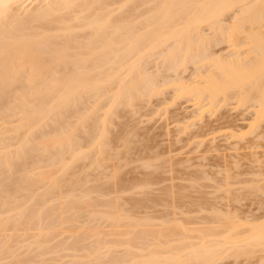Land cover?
<instances>
[{"label": "bare ground", "instance_id": "1", "mask_svg": "<svg viewBox=\"0 0 264 264\" xmlns=\"http://www.w3.org/2000/svg\"><path fill=\"white\" fill-rule=\"evenodd\" d=\"M153 57H156L155 59L160 58L156 61V64L154 61L152 62V64L154 63V66H157L155 70L151 68V64L150 66L147 65V61H149L147 59L152 58L151 60H153ZM147 66H149V68ZM189 68L191 73L187 71ZM186 73H190V75L188 74L189 76H187ZM167 86H172L174 88L175 94L174 98H172L175 101H177L176 99H183L188 102L187 104L189 107H192L191 114L188 117H185V119L179 118V120L175 119V121L179 123L177 126L179 127V133H185L190 130L189 128L191 126L198 125L200 133L204 132L206 135H208L206 132L211 131L212 133L209 135L217 133L216 136H212L215 140L218 139V136H222V134L223 136L225 134L226 136L224 137L227 139H231V137H240L241 131L236 130V126H234V129H228L227 132L222 133L220 129H218L219 126L214 125L217 123L220 124V121L222 122V120H225V117L227 118L226 113L218 114L219 110H221L219 107L229 104L230 100L234 97L237 105H244L245 103L253 102L252 106L254 105L256 108L255 121L262 120L264 117V0H0V237H5L9 230H11V233H14L12 230H16L17 234L20 232L21 229L18 228L20 222L19 220L18 223L16 222L18 218L21 222L24 219L22 225L27 222L29 225V222L33 220L34 213L37 215V212L39 211H35L34 209L27 211V208H32L31 204L34 203L33 207L35 206V200L37 202L39 199V203L40 200H47L48 202L50 200H48L49 197H54H51L53 193H61L64 188H66L69 193L71 191L70 195H73V190L80 185L78 188L81 189V192H78L77 195L74 193V197H69V195H67V197L66 194H63L64 196L62 195L63 198H65V196L68 198L65 201H69L67 206L66 202H62L65 203V207L61 208L68 209L74 207L72 212H74V214L77 213L71 215L70 213L72 212H70L69 209L67 212L70 213H67L66 210L63 211V209H61V211H63V213L66 212L68 217H76L78 216L77 214L82 216L83 210L81 209L86 208L92 211V208L97 207L95 208V211L100 213L98 215L96 214L98 212H94V215L98 216L100 219L102 218L101 220L104 218V222L110 220L109 224L112 222V225L110 226L108 223H105V225L110 227L107 231L102 229L103 227L100 228L104 230V233H102L103 231L100 229L95 231L98 224L100 226L101 223H104H99L97 218L96 220L98 224L96 225L95 220L94 226L96 227L92 229L91 233V224L89 226L90 228L87 229L85 228L86 226L83 227V222L80 224V221H78L81 216L77 217L78 219L74 217V221L77 219L79 222L77 224L75 223L77 221L74 222L72 220L73 217L67 219L68 217L65 216L68 220H66L68 225L72 223H69V221L72 220L73 226L75 223L77 228L82 225L84 229H87H83L82 233L89 232V234L85 233L86 237L85 234L78 236L79 233L76 236L75 234L77 233H74L77 230L76 226L73 227L74 229H71V224V226L67 227L71 230L66 229V225H64L65 219L63 224L59 227L58 223L61 221L60 216L57 219L59 214V208L57 210V207L59 206L57 205L59 203L58 201L56 204L57 207L54 210V213L56 214L57 210L58 214H56L57 216L52 214V221L55 217L56 221L59 220L57 223L58 225L55 227H59L63 230L62 226L64 225V231L67 232V230H69L68 233H73L72 237L74 238L75 235V241L79 240L78 237H84V239H80V242L77 241L81 247L83 246V241L87 240L89 235L92 240L88 239L93 242L88 244V242L85 241L87 242L86 244H88L86 246H93L95 244L94 247H96L95 249L91 247V249H94L91 250L92 252H88L87 254L84 253V258H89V260L87 259L88 262H81L85 259L81 254L82 252L78 254L82 256L83 260L81 259L80 261L79 259L81 257L77 255V248L80 246L77 245V247H72V245H75L71 243L70 246L69 242H73V238H67L70 241L66 242V246L69 245L74 248L75 251L76 258H72L74 259V262L77 259V256L79 257L77 259L78 261L76 260L77 262H75L77 264H90V259L92 262L97 260L99 262L96 261V263L100 264H102L101 262H103V264H212L213 262L216 263V260H220V258L223 259L229 251L232 253H228L227 257L230 255L233 257L236 255L235 257H237L239 254L250 253L252 251L255 253L254 250H257V247L264 250V216H261L262 220L259 218L261 221L258 219L260 222L255 221L249 223V220H247L248 223L245 222L244 224L248 227L243 231L244 234L242 233L243 235H240L238 229L241 228V225L242 228L245 226L241 220L242 218L240 219V221H242L241 224L238 221L239 219L237 220V218H239L237 217L238 215L234 216L227 212L231 215L229 216L228 214L226 215L225 211L223 213L222 210L221 211L224 215H219L221 211L220 208H218V210H216L217 213L219 211L217 216H215L216 211L213 210L214 216L211 217V220L214 222L211 223L214 224L216 223L215 221H217L216 225H218L217 227L219 229L221 228V225L226 227V229L223 228L224 231L221 230L220 232H217L215 230L217 228H213L214 225L212 228L204 230L196 229V231H194L196 234L193 236L200 239V241L195 242V240L193 241L192 239L191 241L194 243H190V238H193L192 234L194 233L192 230H195V228H188V230L193 232L190 234L191 237H188L191 232L187 230V233L185 226L180 227V225L183 226L181 222H179V227L185 233L182 230L175 231L171 229V227H169L171 225L170 223L168 226L163 225V229H159L161 227H158L157 229L156 224L160 223H156L155 221H158L159 219L161 220L163 216L159 219L156 216L157 220L154 221L150 218V215L153 212L148 215L147 213H144L145 216H149V219H139L141 214L139 217H136L138 215L131 216V213H133L131 209L133 207V209H138L139 211V208H141L143 204V208L145 207L146 197L144 200L137 197H128L129 199L127 198L125 203L128 205L130 203L131 206L126 205L127 210L124 208L125 204H122L124 201L119 202L120 199H123L122 196L126 195L124 192L131 189L129 194L132 195L134 191L138 192L140 191L139 189L144 186H147L150 183L152 184L151 180L153 181L154 178L152 177L153 179L149 180V177H142L141 179L139 178L138 183L135 184L134 182L133 184L131 183V181L135 180V177L133 179L130 177L131 181L126 177V179L122 178L121 170L123 166L126 165L125 167H128V165L132 164L133 159L131 160L130 158H133V155L135 157L136 154H133L132 150L140 145H136V141H133V135H135L136 132L135 129L134 132L128 133L129 137L134 133L130 137L133 139L132 141L135 142L134 146L136 145V147H133L132 141L127 136V133H118V131L115 133V130L118 129L115 125L113 126L115 127V130L112 129V120L114 119L117 121L119 119L118 116V119L115 116L119 109H122V106L125 107L123 110H126L127 106L128 110L131 111L129 108L130 106H133V103L135 104L134 100L137 101L139 99L135 105V107H138L144 100L142 98L145 97L146 100L147 98L152 99V97L160 95L166 91V89H168ZM102 99H106V102L103 104L101 101L104 102V100ZM140 99L142 100L140 101ZM87 100H90L91 104H88ZM147 102L148 101H146V103ZM163 103L165 104L166 101ZM121 113L122 116L125 114L124 111H121ZM121 113H119V116H121ZM206 113L210 114L208 117L204 118V114ZM73 116L76 117V120L71 119ZM69 118L71 120H69ZM176 118L178 117L176 116ZM117 122H115V124ZM127 128L128 127H125L127 132L131 131V129L128 131L129 128ZM214 129L219 131L216 132ZM122 130L123 129L119 131ZM219 132L221 133L219 134ZM200 135L201 134L198 132L195 136L198 137ZM202 135L204 136V134ZM256 138L259 139L260 136L257 135ZM200 141L197 143L195 142L196 145L198 143L202 144L203 141ZM233 143L232 146L235 145H233ZM147 147H145V149ZM214 148L215 150L217 149V147ZM135 151L138 152L137 150ZM146 152L147 153L143 154H148L149 151L147 150ZM139 154L138 156H140ZM140 158L141 157H139V159ZM88 159H90V161L87 164L86 162ZM79 160H85V163L87 164H84V172L86 170L89 173L90 167H87L94 166L91 170L94 172V175L90 172V176L95 177L96 169L97 171L99 170L97 174L99 173L101 175L102 173H105L102 174V176L106 175L108 180L102 182L103 179H101L102 181L100 180V182L99 178L102 177L100 176L97 177L96 181L100 183L94 185L92 184L84 187L86 184L78 183V171L82 169H79V164L81 163L82 165V161L79 164L77 163L79 166L78 168L75 166L78 171L72 168H74L73 164ZM121 160H124L125 163L129 162V164H124ZM145 161L147 160L143 159V162ZM143 162L140 163L139 167H143L144 164L149 161L145 163ZM141 164H143V166ZM147 165H150L149 167L153 169L152 164L148 163ZM148 166H144L143 168L145 169L146 167L145 170H147L149 168ZM139 167L137 166V168ZM71 169L78 173L76 174V176L78 175L77 178L74 176L77 179V187L72 180L75 173H73ZM126 172L128 173V171ZM143 172L145 173L144 170ZM150 172L151 170L149 173ZM153 173H155V171L152 172L151 175H156ZM163 173L161 171V175ZM67 175H69L68 178ZM84 176L86 177V173ZM87 176L88 182L89 175L87 174ZM106 176H103L105 180ZM154 177L155 179L157 178V176ZM123 179L126 180V182H124ZM79 180H81V178ZM92 180L93 182L95 181L94 178ZM140 180L142 181L139 182ZM228 180L230 179L228 178ZM157 181H159V179H157ZM254 182L252 183L255 184ZM81 184L84 188H81ZM253 186L255 187V185ZM39 188L42 189V192H40ZM134 188L139 189L133 191L132 189ZM36 190L40 193H37ZM66 190L64 189V192ZM142 190L138 194L145 196V193L144 195L142 194ZM263 190L264 189H262V191ZM119 191L122 193L119 194ZM170 192L172 193V191ZM254 192L255 189H253V193ZM93 193L96 194L92 196ZM112 193L113 197H110L112 196ZM167 193L169 194V192ZM105 196H108V198H105ZM135 196L139 195L136 194ZM155 196H150V198ZM165 196L166 195L162 197L161 194L162 198ZM59 197L61 198V194L54 198ZM169 197L171 196L169 195L167 200ZM157 198L155 197L154 201L155 199L157 201ZM147 200L150 201L152 199ZM45 201L44 203L46 207L52 203V200H50L51 203L49 202L47 205V202ZM29 202L31 203L29 204ZM166 202L168 201H164V205H168ZM149 203H147V205L151 207L153 204H150V206ZM173 203L175 202L173 201ZM209 203L207 205H209ZM41 205L44 207V204ZM36 206L41 208L38 203ZM52 206L48 207L52 208ZM100 206L105 207V209L102 208V210H100ZM156 206L159 205L157 204ZM48 207L47 209L43 208L44 211L42 212L45 213L47 210H50L47 212L53 211L50 208L48 209ZM167 207L171 208L172 205H168ZM34 208L36 209L37 207ZM122 208L124 210H122ZM173 208L175 209V207ZM86 209L84 210L85 214L87 212ZM147 209L145 207L142 210H145L143 212H146L149 210ZM31 210L34 211V213H32V217L29 216L31 217L29 219L27 214H25V211L29 214L31 213ZM173 211L174 210H171L172 217L174 216L173 213L176 214V212ZM39 212H41V210ZM135 213L139 214V212ZM49 214L50 213H48V216H44L45 214L42 215L45 217L44 219L48 217L47 220L49 219L48 221L51 222ZM85 214L83 215L85 216ZM92 214L93 212L91 215ZM94 215L91 217L94 218ZM26 216L28 219L24 218ZM39 216L41 215H38V218ZM165 217L166 216L164 215V219ZM167 217L168 219H172L169 214ZM187 217L186 220H192V218H190L192 216L187 215ZM213 217H216L215 220ZM185 218L186 216L184 219ZM44 219L42 218V221ZM164 219L162 221H164ZM34 220L36 219L34 218ZM47 220L43 221V224L45 221L47 222L46 225H44L45 227L49 224ZM80 220L84 221L86 218ZM90 220L89 222H86L89 224ZM120 221L122 224H118ZM53 222H55V220ZM150 222H152V224ZM170 222L172 221L170 220ZM34 223L32 224L31 222L28 229H26L27 231H25H29L28 233L32 232L30 228H32V225L34 227ZM38 223H40L39 220ZM115 223L117 225V230L115 228L116 225H113ZM144 223L145 225H148L146 223H149V228L153 227V229L145 228L146 226ZM43 224L41 222V225ZM84 225H86V223ZM123 225H126V227ZM128 225L132 228L139 226L142 230L137 231V228H134L136 231L131 228L129 229ZM25 226L26 225L23 226V229H25ZM112 226H115V231L118 232H115ZM118 226H120V229ZM202 226L199 227H206L204 225ZM196 228H198V226ZM18 229L19 231H17ZM45 229L43 227V231ZM55 229L56 228H54V230ZM32 230H34V228ZM41 231L42 230L39 231L37 238V235H34V239H43L42 236L44 235H42L43 231L40 233ZM56 231L57 229L55 232ZM70 231L73 232L71 233ZM119 231H122V235L119 234L118 236L116 233H120ZM124 231L125 233L123 234ZM173 231L180 232V234L178 233V236L180 235L179 237L184 240L181 238V240L179 238L173 239L177 238V236H175L177 233H173ZM22 232H24V230ZM62 232L60 231L59 233L61 234ZM66 232H63L62 236L59 234L61 237L58 235L56 239L59 237V239L61 238L60 242H62L63 238L67 235L70 236V234ZM101 233L104 236H102ZM106 233L109 234L105 235ZM127 233L131 234V238L130 235L129 237L127 236ZM167 233H171V235L166 236ZM15 234L16 233H14V236ZM46 234L44 237L47 236ZM57 234L58 233H56V235ZM64 234L66 235L65 237H63ZM111 234L112 236L110 237ZM11 235L13 236V234ZM26 235L28 236V234ZM120 235L122 237H124L123 235H126L128 239L127 237H124V240ZM182 235H184V237ZM34 236H31V238ZM107 236H109V239L106 238V240H111L108 244L107 241H103ZM146 236H150L148 237L150 238L149 240L148 238L144 240L148 244H146L147 247L144 245V248H141L139 247L140 244L136 247V244L139 242H141L140 246H142L144 243L142 239ZM22 237H24V235H21L20 239ZM48 237L50 236L48 235ZM96 237L97 239L95 241L94 238ZM118 237H121L122 241H125L124 244L120 242V238ZM166 237H170L172 241H178H175V243H169V241L165 240ZM185 237L189 238L190 242H188ZM31 238L29 237L27 239L32 242L33 238ZM52 238L53 236L50 237L52 242H46V244L49 245V243H53ZM151 238L153 240L158 239V241L156 240L158 243L152 242L154 244V246H152V243H148L149 241H153ZM7 239L10 241L9 237L5 240ZM100 239H102V241H100ZM118 239L119 241H117ZM45 240H48V238H45L44 241ZM113 240L116 242L114 243ZM135 240L139 241L136 242ZM27 241L23 242L27 243ZM36 241L37 240L34 242ZM0 242L2 243L3 241ZM60 242L59 244L55 242L58 245L55 244V247L65 246H61L65 242L62 244H60ZM117 242H120L121 245H119V243L117 244ZM159 242L162 243L159 244ZM166 242H168L167 245L161 246ZM18 243L19 242H17V244ZM36 243H39V241ZM42 243L45 245L42 241L37 245L38 247H36L39 248V245ZM97 243L99 244L96 246ZM100 243L101 246L107 244L105 245V249L100 246ZM115 244L116 247L114 248L113 246ZM6 245L7 244H5V246L2 245L1 247L7 248V246H9ZM30 245L29 241V245L27 246L31 248L33 245ZM86 246L82 247L83 249H86V251H82H89L87 249H90V247L86 248ZM119 246L124 247L123 249L120 247V250L122 249L121 254H118L120 252V250H118ZM22 247L23 246H21V248ZM36 247L35 249H37ZM41 247L39 248V251H41L40 249H43ZM60 247L59 249H61ZM70 247H68V249ZM107 247L114 248L113 250L118 248L115 250L116 252L119 251L116 253L117 257L115 259V251L110 252V248ZM15 249H17V247ZM29 249H27V251ZM35 249L33 251L37 252L38 249ZM55 249L57 250V248ZM68 249L66 255L69 252V255H72V250L70 251L69 249L68 252ZM262 249L259 250L262 251ZM48 250H52L50 249V246ZM56 250L53 249V253L50 255L53 254V257H55L54 253ZM63 250L65 251V249ZM33 251L31 250V253ZM48 252L46 255L48 254L49 256L51 251ZM122 253H124V257L120 259L119 255H122ZM43 254H45V252ZM64 254L60 257H65ZM8 255L10 254L8 253ZM20 255H18V257H20ZM57 255H61V253ZM101 255H104V257L107 256L105 257L107 259H103V257L100 258ZM44 256L45 255H43V258ZM110 256L112 257L110 258ZM241 256L242 255H240V258ZM12 257H14V255L10 258L12 259ZM97 257L99 259H97ZM7 258L8 257L5 259ZM117 258L119 260H116ZM22 259L24 258L22 257ZM55 259H57V257H55ZM102 259L104 261H102ZM71 260L66 261L71 263ZM8 264H10V262ZM17 264L19 263L17 262Z\"/></svg>", "mask_w": 264, "mask_h": 264}, {"label": "rangeland", "instance_id": "2", "mask_svg": "<svg viewBox=\"0 0 264 264\" xmlns=\"http://www.w3.org/2000/svg\"><path fill=\"white\" fill-rule=\"evenodd\" d=\"M156 57H153V60H151L150 58H148L147 60H149V61H147L148 63H147V65H149L150 66V64H151V68H153L154 70L157 68V66L155 67L153 64H152V62L154 61L155 62V64L157 63L156 61L158 60V59H160V58H157V59H155ZM159 62V61H158ZM149 66H147L148 68H149ZM150 68V69H151ZM153 69H151V70H153ZM190 70V68L187 70V71H189ZM190 72V71H189ZM191 73V72H190ZM190 73H186L187 74V76H189L190 75ZM189 74V75H188ZM167 88L168 89H166V91H164L162 94H160V95H157V96H154V97H152V99L150 98H147V100H146V98L144 97V98H142V99H144L143 100V102H141V105L140 106H136L135 107V105L137 104V102H138V100L137 101H135L134 100V102H135V104L133 103V106L131 107L130 106V108L129 109H131V111L130 110H128V107L126 106V110H123V109H125V107H121L122 109H119V111L121 110V111H124V113L125 114H123V116H122V113H121V111L119 112L118 111V113L116 114V116L115 117H119V119H118V117H117V121H115L114 119L112 120V124H111V126L113 127L114 125L116 126V128L118 129V130H115V127H113L112 129L113 130H115V133H117V131H118V133L119 132H124V133H127V136H128V133H130V132H134L135 130H136V132H135V135H133V137H134V140L133 139H131L130 137L132 136V135H130V139H131V141L133 140V141H136V143L135 142H133L132 141V146L133 147H136V145H140L139 147H137V148H133L134 150H132V153L134 154V153H136L135 154V157H134V155L132 156L133 158H130L131 160H132V164L131 165H128V167H125V166H123V168H122V172H121V176H122V178H127L128 180H130L131 181V178L133 179L134 177H135V180H136V182H135V180H133V181H131V183L133 184V182H134V184L135 183H138V180H139V178L141 179L142 177H144V178H148L149 180H151V179H153V181L151 180V182H152V184L150 183L149 185H150V187H149V185H147V186H144L143 188H141V189H139V188H134V189H132L133 191L134 190H137V189H139L140 191L142 190L143 191V195H144V193H145V196H142V195H140V194H138L140 191H138V192H136V191H134V193H132V195H130L129 193L131 192L130 190H128L127 192H124V194L126 193V195H123L122 196V198L123 199H120L119 200V202H121V201H124L122 204H125L124 206V208L126 209V205H128L127 203H125L126 202V200H127V198L129 197H137V198H141L142 200H144V198H145V200H146V205H145V207H146V209L149 211H146V212H143V211H145V210H142V209H144L143 208V206H144V204H143V206L141 207V208H139L140 209V211L138 210V209H131V211H133V213H131L132 215V217L134 216V215H138V216H136V217H139V215H140V217H139V219H141V218H148L149 219V216L147 217V216H145V214L147 213V215L149 214V213H151V212H153L150 216V218H152L154 221L155 220H157L156 218L158 217V219L159 218H161L162 216H163V218H161V220L159 219L158 221H155L156 223H160V224H162V225H160V224H156V226H157V229H158V227H161V228H159V229H163L162 228V226L163 225H165V226H168V224L170 223L171 225L169 226V227H171V229H173V230H182L180 227H184L185 226V229H186V232H187V230H188V228L189 229H194L195 228V230H192L193 232L194 231H196V229L197 230H200V229H207V228H212L213 227V225H214V227L213 228H217V229H215L217 232L219 231H224L223 230V228L224 229H226V227H224L223 225H221L220 226V223H219V220H218V223H219V226L222 228H218L217 226L218 225H216L217 224V221H215L216 223H211V222H214V221H212L211 219V217L212 216H214L213 215V210H218V208H220V211L222 210L223 211V213H224V211L226 212V215L229 213V214H231V215H234V216H237V217H239V218H237V220L242 224V221H243V224L246 222V223H248V221L247 220H249V223H251V222H255V221H258V222H260L262 219H261V216H264V190L262 191V189H264V117H263V119L262 120H258V121H255V106L253 105L252 106V104H253V102H251V103H245L244 105H237V103H236V99H235V97L234 98H232L231 100H230V102H229V104H227V105H225V106H220L219 107V109H221V110H219V112H218V114L220 113H226V115H227V118H229V119H227L226 117L224 118L225 120H222V122L220 121V124L219 123H217V124H214L215 126H219L218 127V129H220V131L223 133H225V132H227V130L228 129H234V126H236L235 128H236V130H239V131H241V135H240V137L238 136V137H231V139L230 138H225L224 136H226L225 134H224V136H223V134H222V136L220 135V137L218 136L217 138L218 139H214L212 136H216V134H212V135H209L210 133H212V131L211 132H206L208 135H206L204 132H202V133H200V131H199V128H198V125L197 126H191L189 129V131H187V132H180L179 133V127H177L178 126V122H176L175 121V119H178L179 120V118L180 119H185V117H188L190 114H191V110H192V107H189L188 106V102H186L185 100H183V99H180V100H178V99H176L177 101H175L173 98H174V94H175V92H174V88L172 87V86H167ZM173 89V90H172ZM173 97V98H172ZM155 98V99H154ZM166 98H167V100H166ZM142 99H140V101L142 100ZM149 99V100H148ZM102 100H104V102L103 101H101L102 102V104L103 103H105L106 102V99H102ZM88 101V104L90 103L91 104V102H90V100H87ZM146 101H148L147 103H146ZM166 101V103L164 104L163 102H165ZM86 103V102H85ZM143 103V104H142ZM161 103V104H160ZM236 103V104H235ZM183 104V105H182ZM249 104V105H248ZM87 105V104H86ZM139 105V104H138ZM150 105V106H149ZM142 106V107H141ZM182 106H183V108H182ZM146 107V108H145ZM164 109H163V108ZM188 107V108H187ZM133 108V109H132ZM160 108V109H159ZM187 108V109H186ZM167 109V110H166ZM232 109V110H231ZM154 110H157V111H154ZM154 111V112H153ZM126 112H128V113H126ZM129 112H131V113H129ZM119 113H121V116H119ZM235 113V114H234ZM128 116H127V115ZM184 114V115H183ZM209 114L210 113H206V114H204L205 115V117L204 118H206V117H208L209 116ZM126 117H125V116ZM180 115V116H179ZM72 116V115H71ZM167 116V117H166ZM176 116L178 117V118H176ZM74 117V118H73ZM71 119L72 120H76L75 118V116H73ZM114 117V116H113ZM126 119H125V118ZM234 117V118H233ZM70 118H69V120H71ZM136 119V120H135ZM231 119V120H230ZM125 120V121H124ZM233 120V121H232ZM254 120V121H253ZM128 121V122H127ZM115 122H117L116 124H115ZM231 122V123H230ZM245 122V123H244ZM258 122V123H257ZM120 123V124H119ZM177 123V124H176ZM236 123V124H235ZM254 123H256V124H254ZM126 124V125H125ZM127 124H128V126H127ZM253 124V125H252ZM120 125H121V129H123L122 131H119V130H121L120 129ZM124 125H125V127H128L127 129H128V131L131 129V131H129V132H127L126 130H125V127H124ZM130 125V126H129ZM222 125V126H221ZM258 125H259V127H258ZM229 126H231V127H229ZM253 126V127H252ZM168 127V128H167ZM225 128V129H223V128ZM229 127V128H228ZM222 128V129H221ZM239 128V129H238ZM111 129V130H112ZM135 129V130H134ZM196 130V131H195ZM214 130H216V129H214ZM225 130V131H224ZM219 130H216V132H218ZM198 132H199V134H201L200 136H203L202 134H204V136L203 137H200V136H198V137H196L195 135L196 134H198ZM221 132H219V134L221 133ZM166 133V134H165ZM215 133V132H214ZM261 133V134H260ZM37 134V133H36ZM171 134V135H170ZM218 134V135H219ZM164 135V136H163ZM257 135H259L260 136V138L259 139H257L256 137H257ZM142 136V137H141ZM169 136V137H168ZM187 136H189V137H187ZM206 136V137H205ZM208 136V137H207ZM211 136V137H210ZM193 137V138H192ZM205 137V138H204ZM195 138V139H194ZM214 140H213V139ZM233 138V139H232ZM239 138H240V140H239ZM242 138V139H241ZM175 139V140H174ZM185 139V140H184ZM189 141H188V140ZM208 141H210V142H208ZM212 139V140H211ZM227 139V140H226ZM230 139V140H229ZM200 140H202V141H200ZM205 140V141H204ZM224 140H226V141H224ZM259 140V141H258ZM188 143H187V142ZM202 142V144H200V143H198L197 145H196V143L197 142ZM228 141V142H227ZM236 141V142H235ZM138 142V143H137ZM196 142V143H195ZM234 142V143H233ZM240 142V143H239ZM134 143L136 144L135 146H134ZM232 143H233V145L234 146H232ZM250 143V144H249ZM152 144V145H151ZM229 144V145H228ZM146 145V146H145ZM237 145H240V146H237ZM244 145V146H243ZM148 146V147H147ZM249 146V147H248ZM251 146V147H250ZM255 146H257V147H255ZM260 146V147H259ZM142 147H143V149H142ZM145 147H147L146 149H145ZM150 147V148H149ZM153 147V148H152ZM205 147H206V149H205ZM214 147H217V149L215 150V148ZM228 147V148H227ZM244 147V148H243ZM141 148V149H140ZM149 148V149H148ZM235 148V149H234ZM237 149V150H236ZM135 150H137L138 152H136ZM149 151L148 152V154H143V153H147L146 151ZM170 150V151H169ZM219 150V151H218ZM143 151V152H142ZM139 153H141V154H139ZM206 153V154H205ZM138 154L140 155V156H138ZM149 154H150V156H149ZM200 154V155H199ZM145 155V156H144ZM152 155V156H151ZM239 155V156H238ZM254 155V156H253ZM138 156V157H137ZM146 156H147V158H146ZM149 156V157H148ZM156 156V157H155ZM175 156V157H174ZM242 156V157H241ZM248 156V157H247ZM139 157H141L140 159H139ZM247 157V158H246ZM137 158H138V160H137ZM239 158V159H238ZM256 158V159H255ZM143 159H146L147 161H149V162H147V161H145V162H147V163H145V162H143ZM149 159H151V160H149ZM82 161V165H81V162ZM79 160V161H77L76 163H74L73 164V167L74 168H72V169H76V171H78V167H79V169H81V170H79L78 171V173L77 172H75V170L74 171H72V169H71V171L73 172V173H75V175H73V177L75 176L76 178L78 177V175H79V177L81 178V180H79L80 178L78 177V181H77V179L74 177H71V178H73L72 180L75 182V186L77 187V182L78 183H84V184H86L84 187H86V186H90V185H94V184H96V183H100L102 180L101 179H103V181L102 182H104V181H107L108 179V177L106 176V175H103V176H106V180L104 179V177L102 176V174H105V173H102L101 175L98 173L97 174V172H99V170L97 171L96 169H95V177H92V176H90V172H91V174L92 175H94V172H92L91 170H92V167L94 168V166H86L87 168H89L90 169V171H89V173L85 170V172H84V164H88L89 163V161H90V159H88L87 160V162L85 163V160ZM121 161H123L124 162V160H121ZM127 161V160H126ZM130 161V160H129ZM167 161V162H166ZM261 161V162H260ZM123 162H122V165H123ZM133 162H135V163H133ZM145 163L144 164V166H148L147 164L148 163H150V164H152L153 166V169L152 168H150L149 166V168L147 169V170H145L146 169V167H145V169L143 168L144 166H143V164H141L143 167H139V165H140V163ZM152 162V163H151ZM77 163L79 164V166L77 165ZM131 163V162H130ZM154 163V164H153ZM86 164V165H87ZM124 164H129V162L128 163H125L124 162ZM155 165H156V167H155ZM160 165V166H159ZM183 165V166H182ZM77 168H76V167ZM137 166L139 167V168H137ZM174 166V167H173ZM165 167V168H164ZM86 168V169H87ZM124 168H126V169H124ZM141 168H142V170H141ZM156 168V169H155ZM160 168V169H159ZM176 168V169H175ZM162 169V170H161ZM109 170V169H108ZM124 170V171H123ZM130 170V171H129ZM143 170L145 171V173L143 172ZM151 170V172L149 173V171ZM71 171H70V173H71ZM93 171H94V169H93ZM106 171V170H105ZM126 171H128V173L126 172ZM147 171H148V173H147ZM155 171V173H153V174H156V175H151V173L152 172H154ZM160 171V172H159ZM161 171H162V173L164 174H162L161 175ZM179 171V172H178ZM124 172V173H123ZM85 173H86V177L84 176L85 175ZM127 175H126V174ZM139 173V174H138ZM158 173V174H157ZM76 174H78L77 176H76ZM87 174L89 175V178H88V182H87ZM107 174V173H106ZM109 174V173H108ZM123 174V175H122ZM145 174V175H144ZM167 174V175H166ZM259 174V175H258ZM125 175V176H124ZM144 175V176H143ZM207 175V176H206ZM100 176H102V177H100ZM124 176V177H123ZM146 176V177H145ZM154 176H157V178L155 179V177ZM202 176H204V177H202ZM69 177V175H67V178ZM97 177H100L99 178V181L100 182H96L97 181ZM131 177V178H130ZM151 177V178H150ZM153 177V178H152ZM227 177V178H226ZM70 178V179H71ZM95 179V181L93 182V180L92 179ZM125 178V179H126ZM228 178L230 179V180H228ZM76 179V180H75ZM157 179H159V181H157ZM259 179V180H258ZM124 180V179H123ZM228 180V181H227ZM77 181V182H76ZM90 181V182H89ZM142 180H140L139 182H141ZM162 181V182H161ZM255 181V182H254ZM91 182H93V183H91ZM124 182H126V180H124ZM127 182H129V181H127ZM158 184H157V183ZM172 182V183H171ZM244 182V183H243ZM252 182H254L255 184H253ZM90 183V184H89ZM192 183V184H191ZM198 183V184H197ZM158 186H157V185ZM160 184V185H159ZM171 184V185H170ZM173 185V186H172ZM253 185H255V187L253 186ZM45 186H46V184H45ZM74 186V187H75ZM80 186V185H79ZM78 186V187H79ZM75 188V190H73V195L71 194L70 195V193H71V191H70V193H69V191L67 192V190H66V188H64L66 191V193L64 192V189H63V191L61 192V193H58V192H56L54 195L52 194L51 195V197H58V196H60V194H61V198H60V200H59V198H48V200L50 199V200H52L51 202H50V200L47 202V200L45 201V202H47L46 204L48 205V203L50 202L51 204L50 205H48V206H52L53 205V202H54V205L52 206V208H50V207H48V209L50 208L51 210H53V211H51V212H47V211H50V210H47V211H45V213H43L42 211H44V209H47V207L45 206V203H44V201L43 200H40V203L41 204H44V207H46V208H44V207H42L43 205H41L40 203H39V199L37 200V202H36V200H35V206L34 207H37L36 209L33 207V204H31L32 205V208L31 207H29V209L27 208V211L28 210H30V209H34L35 211H40L41 210V212H37V215H36V213H34V211H30L31 213H29L28 214V212L27 211H25L26 213L25 214H27V216L29 217V216H33V214L32 213H34V216H33V220H31L30 222H29V225H30V223L32 222V224L34 223V227H33V225L31 226L32 228H30L31 229V231L32 232H30V233H28V232H26L27 230L26 229H28V227H29V225H28V222L27 223H24L23 225H22V223L24 222V219H23V217H22V222H21V220L18 218L17 219V223H18V220H19V226H18V228L19 229H21L20 230V232L17 234V232H16V230H12V231H14V233H16L15 234V236H14V233L12 232H10L11 230H9V232H7V234H8V236H7V234L5 235V237L7 238V237H9L10 238V241H9V239H7V240H5L6 238L5 237H0V241H3L2 243L0 242V257H2V258H0V264H8L9 262H10V264H12V263H14V264H17V262L19 263V264H21L22 262H23V260H24V262L22 263V264H36V263H39V264H71L72 262L74 263V264H77V263H75V262H77L78 260V258L79 257H81L79 260L81 261V259L83 260V258L85 257V254L84 253H88V252H92L91 250H94L96 247H94V245L93 246H86V245H88L90 242H93V241H90V240H92L90 237H89V235H88V238L90 239H88L87 238V240H85V241H87L88 242V244H86L87 242H85V241H83V243H82V245L83 246H86V248H89L90 247V249H87V250H89V251H87V252H84V251H86V249H83L82 247H81V245H79L78 243L81 241L80 239H84V237H81V238H79L78 237V239L79 240H76L75 241V235L77 236L78 235V233H79V235L78 236H81L82 234H89V232H85V233H82L83 231V227H85V228H90L89 226H90V224H91V233H92V229L93 228H95L96 226H94L95 225V220L98 218V216H96V215H94V212L96 213V212H98V211H95V208H97V207H95V208H92L91 210L92 211H90V209H86V214H85V209H81V210H83L82 212H83V214H85V216L81 213V212H79V213H81L82 214V216L80 215V214H77L78 216H74L75 218H77V217H79V216H81V217H79L80 219H85L86 218V220H84V221H82V220H80V219H78V221H80V224L83 222L84 224L86 223V225H84V224H82L83 225V227H82V225H80L79 226V228H81V229H79V228H77V226L75 225V223L77 224V223H79L78 221H77V219H75V221H77V222H75L74 221V217L73 216H71V217H73L72 218V220L75 222L74 223V226H76V232H74V233H77V234H75L74 235V238L72 237V235H73V231H70L72 234H70V233H68L69 232V230H71V229H74L73 227V221L71 220V221H69V223L70 222H72V223H70V225H68V223H67V219H69V218H71V217H68L67 215V213H70V212H72V210H74L72 207H70L71 208V210H70V208H68L69 209V211L70 212H67V210L68 209H66V208H61V207H65L64 206V204L65 203H62V202H66L67 204H66V206L68 205V201H65L66 199H68V198H66V196L67 195H69V197L70 196H72V197H74L75 195H77L78 194V192L80 193L81 192V189L80 188ZM83 187V185L81 184V188ZM83 187V188H84ZM171 187V188H170ZM144 188H145V192H144ZM166 188H167V190H166ZM40 189V192H42V189L41 188H39ZM38 189V190H39ZM77 189H79V190H77ZM253 189H255V192L253 193ZM164 190V191H163ZM74 191H76V192H74ZM162 191V192H161ZM169 192V194L167 193V192ZM170 191H172V193L170 192ZM228 192V193H226V192ZM36 192L37 193H40L39 191H37L36 190ZM120 192V191H119ZM147 192V193H146ZM68 193V194H67ZM74 193H75V195H74ZM118 193V192H117ZM116 193V194H117ZM122 192H120L119 194H121ZM152 193V194H151ZM162 194V197L164 196V195H166L167 197L170 195L171 197H169L168 198V200H167V197L165 196L164 198H162L161 197V194ZM164 193V194H163ZM171 193V194H170ZM253 193V194H252ZM63 194H66V196H65V198H63L62 197V195ZM96 193H93L92 194V196H94ZM118 194V195H119ZM128 194H129V196H128ZM139 195V196H135V195ZM149 196H148V195ZM156 196H155V195ZM112 196H110V195H108V196H110V197H113V193L111 194ZM158 195V196H157ZM64 196V195H63ZM108 196H105V198H108ZM115 196H117V195H115ZM119 196H121V195H119ZM141 196V197H140ZM148 196V197H147ZM150 196H155L158 200L156 201V199H155V201H154V198L155 197H151L150 198ZM68 197V196H67ZM71 197V198H72ZM96 197V196H95ZM109 197V198H110ZM175 197V198H174ZM71 198H69V199H71ZM104 198V199H105ZM128 198V199H129ZM147 199H152V200H147ZM165 199V200H164ZM172 199H174V200H172ZM164 200V201H170V202H172V203H168V202H166L169 206L170 205H172V207L170 208V207H167L168 205H164L165 203H164V201L162 202V201ZM172 200V201H171ZM208 200V201H207ZM33 201V200H32ZM31 201V202H32ZM43 201V202H42ZM58 201H59V203H58ZM154 201V202H153ZM173 201L175 202V203H173ZM31 202H29V204L31 203ZM150 202V203H149ZM210 202V203H209ZM37 203H38V205H40L41 206V208H39L38 206H36L37 205ZM58 203V204H57ZM147 203H149V205L150 204H153L152 206H153V209H152V206L151 207H149L148 205H147ZM155 203V204H154ZM161 203V204H160ZM163 203V204H162ZM192 203V204H191ZM209 203V205H207ZM211 203H213V204H211ZM59 205L58 207H57V205ZM159 205V206H156V205ZM63 205V206H62ZM176 205V206H175ZM128 206H131V204L129 203V205ZM156 206V207H155ZM190 206V207H189ZM206 206V207H205ZM28 207V206H27ZM53 207H55V208H53ZM56 207H57V210H58V208H59V214H58V211L56 210V214H58V217H57V219L59 218V216H60V221L61 222H59L58 223V221H56V217L54 218V220H55V222H53L52 221V219H53V215L52 214H54L55 216H57L54 212V210L56 209ZM101 207V209L100 210H102V208L103 209H105V207H102V206H100ZM173 207H175V209L173 208ZM39 208V209H38ZM44 208V209H43ZM128 208H131V207H128ZM167 208H168V212H167ZM173 208V209H172ZM212 208V209H211ZM61 209H63V211L64 210H66V212L65 213H63V211H61ZM164 209V210H163ZM199 211H198V210ZM208 209V210H207ZM225 209V210H224ZM26 210V209H25ZM76 210V209H75ZM77 210H79V209H77ZM80 210V211H81ZM97 210V209H96ZM98 210H99V208H98ZM122 210H124L123 208H122ZM127 210V209H126ZM129 210V209H128ZM136 210V211H135ZM138 210V211H137ZM171 210H174L175 212H176V214L175 213H173V217L171 216L172 214V212H171ZM201 210V211H200ZM130 211V212H131ZM139 212V214L137 213H135V212ZM164 211V212H163ZM173 211V212H174ZM191 211V212H190ZM215 211H214V213H215ZM222 211H221V213L219 214V211H218V213H217V211H216V213H215V216H217V214H219V215H224L223 213H222ZM46 212H47V214H46ZM89 212H93V214L92 215H94V218L93 217H91L92 215H91V213H89ZM183 212V213H182ZM228 212V213H227ZM236 212V213H235ZM48 213H50L49 214V218L51 219V222L50 221H48L47 220V218L46 219H44L45 217H43V215L44 216H48ZM62 213H63V215H62ZM77 213V212H76ZM75 213V214H76ZM88 213H89V215H88ZM99 213L100 212H98V213H96V214H98L99 215ZM135 213V214H134ZM145 213V214H144ZM167 213V214H166ZM43 214V215H42ZM64 214H66V215H64ZM71 215L73 214V215H75L74 214V212H72V213H70ZM70 214H69V216H70ZM156 214V215H155ZM168 214L170 215V218H172V219H168ZM228 214V215H229ZM38 215H41V216H39V218H38ZM164 215L167 217V219H166V217H165V219H164ZM187 215L188 216H192V217H190V218H192V220L190 219V221L189 220H186L188 217H187ZM231 215H229V216H231ZM25 216V215H24ZM27 216L26 217H24V218H27ZM31 216V217H32ZM51 216V217H50ZM65 216L66 217H68L67 219L65 218ZM90 216V217H89ZM143 216H145V217H143ZM152 216H155V217H152ZM157 216V217H156ZM186 216V218L184 219V217ZM195 216V217H194ZM31 217H29V219L31 218ZM41 217V218H40ZM85 217V218H84ZM89 217V218H88ZM177 217V218H176ZM223 217V216H222ZM233 217V216H232ZM250 217V218H249ZM34 218L36 219V220H34ZM42 218L44 219V220H47L48 222H49V226H50V228H49V226L47 227H45L44 225H46V221H45V223L43 224V221H42ZM214 218V217H213ZM216 218V217H215ZM215 218H214V220H215ZM242 218V219H241ZM244 218V219H243ZM247 218V219H246ZM261 220H260V219ZM28 219V218H27ZM41 219V220H40ZM64 219H65V221H64ZM91 219V220H90ZM100 218H98V222L99 223H101V222H104L103 220H104V218H103V220H99ZM106 219V218H105ZM134 219V218H133ZM136 219V218H135ZM164 219V221H162ZM175 219V220H174ZM176 219H177V221H176ZM217 219H218V217H217ZM240 219L242 220V221H240ZM260 221H259V220ZM26 220V219H25ZM38 220H39V222L40 223H38ZM67 220V221H66ZM89 220H90V223L88 224V222H89ZM170 220L172 221V222H170ZM221 220H222V218H221ZM245 220V221H244ZM27 221H29V220H27ZM63 221H64V225H66V229H69V228H67V227H69V226H71V224H72V228L71 229H69V230H67V232L66 231H64V225L62 226L63 228V230H61L59 227L63 224ZM86 221H88V222H86ZM92 221V222H91ZM150 221H151V219H150ZM154 221H152L153 223H155ZM187 221V222H186ZM26 222V221H25ZM41 222H42V224L43 225H41ZM65 222H66V224H65ZM98 222H97V220H96V225L98 224ZM123 222V221H122ZM152 222H150L151 224H152ZM161 222H164V223H161ZM167 222V223H166ZM179 222H181V224H183V226H181L180 225V223ZM190 222V223H189ZM193 222H194V224H193ZM222 222V221H221ZM51 223V224H50ZM59 224V227H55V226H57L58 224ZM61 223V224H60ZM92 223H94V224H92ZM105 223L107 224L108 223V225H112V222H111V224H109L110 223V220H108L107 222H104V223H101L100 224V226H99V224H98V229H97V227L95 228V231H98L100 228H102V229H105L106 231H107V229L110 227H108L107 225H105ZM127 223V222H126ZM187 223H189V224H187ZM200 223V224H199ZM21 224V225H20ZM37 224H38V227H37ZM56 224V225H55ZM118 224H122L121 223V221L118 223ZM125 224V223H124ZM146 224H148V225H145V223H144V225L146 226L145 228H149V223H146ZM24 225H26L25 226V229H23L24 227ZM88 225V226H87ZM94 227H93V226ZM113 225H116V223L115 224H113ZM141 225H143V224H141ZM179 225H180V227H179ZM188 225V226H187ZM202 225H204V226H206V227H204V228H202L203 226ZM216 225V226H215ZM245 225V224H244ZM40 226V227H39ZM41 226H42V228H41ZM123 226H125L126 227V225H123ZM122 226V227H123ZM150 226H153V225H150ZM155 226V225H154ZM189 226H191V227H189ZM198 226V228H196ZM199 226H202V227H199ZM37 227V228H36ZM43 227H44V229L45 228H47V229H45L44 231H43ZM107 227V228H106ZM113 227V226H112ZM115 227V226H114ZM113 227V228H114ZM119 227V229H120V226H118ZM121 227V228H122ZM139 226H137V227H131V226H129L128 225V228L130 229H133V230H135L136 228H137V231L138 230H142L140 227L138 228ZM143 227V226H142ZM176 227V228H175ZM187 227V228H186ZM248 227V226H247ZM246 227V225L244 226V228H242V225H241V228H239L238 229V231H240V235H243L244 233H243V231L247 228ZM34 228V230H32ZM35 228H36V230H35ZM39 228V229H38ZM54 228H56L57 229V231L55 232V230H54ZM59 228V229H58ZM116 230H117V225H116ZM115 228H114V231H115ZM127 228V229H128ZM135 228V229H134ZM144 228V227H143ZM153 229V227H150L149 229ZM155 228V227H154ZM166 228H168V227H166ZM19 229L17 230V231H19ZM29 229V230H30ZM81 231V233H80V231ZM87 229H84V230H87ZM97 229V230H96ZM102 229H100V230H102ZM122 229H124V228H122ZM241 229H243V230H241ZM24 230V232H22ZM26 230V231H25ZM40 230H42L43 231V233H42V231L40 232V233H42V235H44L45 236V234L47 235L46 237H44V236H42L43 237V239L41 238L40 240H39V238L38 239H34L35 238V236L34 235H37L36 236V238L38 237V233H39V231ZM59 230V231H58ZM35 231H37V232H35ZM47 231V232H46ZM53 231V232H52ZM66 232V233H68V234H70V236L69 235H65L64 234V236L63 237H65V238H63V241L62 242H60V240H61V238L59 239V237H61L63 234V232L60 234L59 232ZM75 231V230H74ZM103 232L102 233H104V230H102ZM110 231V230H109ZM127 231V230H126ZM136 231V230H135ZM183 231V230H182ZM189 232H191L190 230H188ZM34 232H35V234H34ZM50 232V233H49ZM51 232H52V234H51ZM115 232H118V231H115ZM120 233H116V234H118V236H119V234H121L122 235V231H119ZM184 232V231H183ZM193 232H191V233H189V235L190 234H192ZM13 234V236L11 235V234ZM20 233H22V234H20ZM24 233V234H23ZM33 233V234H32ZM55 235H54V234ZM56 233H58L57 235H56ZM90 233V234H91ZM102 233H101V235H102ZM125 233V231L123 232V234ZM132 233V232H131ZM135 233V232H134ZM172 233V232H171ZM171 233H167L166 234V236L167 235H171ZM173 233H177V235H175V236H177V238H173V239H180L181 237H179L178 236V233L180 234V232H174L173 231ZM185 233V232H184ZM188 233V232H187ZM186 233V234H187ZM243 233V234H242ZM20 234V235H19ZM26 234H28V236L26 235ZM61 236H60V235ZM86 234H85V237H86ZM107 234H109V233H106L105 235H107ZM128 234V233H127ZM126 234V235H127ZM133 234V233H132ZM183 234V233H182ZM186 234H184L185 236H187ZM194 234H196L195 232L192 234V237L193 238H190V241L193 239V241L195 240V242H199L200 241V239H197V237H194L193 235ZM18 235H19V237H18ZM21 235L23 236L24 235V237H22L21 239H20V237H21ZM34 236V237H32L33 238V241L31 242V240H28L27 238H31V236ZM48 235L50 236V237H52L53 236V243H49V245L48 244H46V242H52V240L50 239V237H48ZM59 235V237H58V239H59V241H58V239H56V237ZM100 235V236H101ZM120 235V236H121ZM126 235H123L124 237H129V235H130V238H131V234H128L127 236ZM134 235V234H133ZM184 235H182L183 237H184ZM188 235V237H191V235L189 236ZM12 236V237H11ZM55 236V237H54ZM102 236H104V235H102ZM112 236V234L110 235V237ZM114 236V235H113ZM165 236V235H164ZM174 236V235H173ZM172 236V237H173ZM174 236V237H175ZM70 237H72L73 239V242H76V243H73L72 241H70V240H68L67 238H69V239H71ZM109 236H107V237H105L104 238V240L103 241H107V244H108V242H110L111 240H106V238H108ZM122 237V236H121ZM121 237H118V238H120V242H122L123 244H124V242L125 241H122V239L124 238V237H122V239H121ZM128 237H127V239H128ZM148 237H150V236H148ZM147 236L144 238V239H142L143 241L145 240V239H147L148 238ZM171 237V236H170ZM167 238L166 237V241H169V243L171 242V243H175V241H178V240H171V238ZM12 238V239H11ZM17 238V239H16ZM25 238H26V240H25ZM31 238V239H32ZM47 239L48 238V240H45L44 241V239ZM55 238V239H54ZM93 238V237H92ZM153 238V237H152ZM151 238V240H153ZM164 238V237H163ZM186 238V237H185ZM197 239V241H196V239ZM4 239V240H3ZM65 239V240H64ZM86 239V238H85ZM96 239H97V237L96 238H94V240L96 241ZM109 239V238H108ZM150 238H148V240H149ZM182 239V238H181ZM180 239V240H181ZM15 240V241H14ZM28 240V241H27ZM35 240H37L36 242H38L39 241V243H41L42 241L45 243V245L42 243V244H40L39 246L41 247L42 245H44L45 246V249H44V246H42L41 248H43V249H40L41 251H39V248H37L38 246V244L39 243H36V242H34ZM89 240V241H88ZM99 240V239H98ZM97 240V241H98ZM124 240H125V238H124ZM141 240V239H140ZM158 241V239H155V240H153V241H149L148 243H154V242H157ZM160 240V239H159ZM171 240V241H170ZM182 240H184V239H182ZM186 240H188V242H190L189 241V238H186ZM7 241H9V242H7ZM19 242L18 244H17V242ZM21 241H22V243H21ZM23 241H27V243H24ZM29 241H30V246H32L34 243V245L30 248L29 246H27V245H29ZM58 241V242H57ZM69 242V245L71 246V244H74L75 246H73L72 245V247H77V245H79L80 247H78L77 249H78V252H77V255H79L81 252V254H82V256H83V258H82V256L81 255H79V257L77 256V261L75 260V262H74V259H72V258H76V256H75V251H74V248H72V247H70L69 245L68 246H66L67 244H66V242ZM77 241H79V242H77ZM100 241H102V239H100ZM114 241V240H113ZM117 241H119V239L117 240ZM136 241V240H135ZM139 241V240H138ZM138 241H136V242H138ZM162 241V240H161ZM193 241H191L190 243H192ZM14 242V243H13ZM58 243L59 244V242H60V244H62L63 242H65L63 245H61V246H66V248H65V246L64 247H60L61 249H59V247H55V244L56 243ZM116 241H114V243H115ZM120 242H117V244L119 243V245H121L120 244ZM127 242V241H126ZM135 242V243H136ZM33 243V244H32ZM71 243V244H70ZM105 243V242H104ZM112 243V242H111ZM113 243V244H114ZM143 243V242H142ZM152 243V244H153ZM158 243V242H157ZM162 243V242H161ZM160 242H159V244H161ZM194 243V242H193ZM4 245L5 246V244H7V245H9V246H7V248L6 247H1L2 245ZM23 244V245H22ZM25 244V245H24ZM91 244V243H90ZM99 243H97L96 244V246L98 245ZM107 244H103L104 246H101V243H100V246L101 247H104V249H105V245H107ZM122 244V245H123ZM141 245V242H139L138 244H136V247H138V245ZM146 242L144 241V243L142 244V246H140L139 245V247H143L144 245L146 246ZM151 244V245H152ZM164 244V243H163ZM168 244V242H166L164 245H161V246H165V245H167ZM196 244V243H195ZM11 245V246H10ZM48 245V246H47ZM51 245H54V246H51ZM57 245V244H56ZM112 245V244H111ZM148 245V244H147ZM150 245V246H151ZM15 246V247H14ZM21 246H23L22 248H21ZM37 246V247H36ZM49 246H50V249H54V250H56L55 248H57V250H56V252L54 253L55 254V257H57V259H55V257H53V254L52 255H50L51 253H53L52 252V250H48L49 249ZM58 246V245H57ZM110 246V245H109ZM152 246H154V244L152 245ZM11 248V249H9V248ZM14 247V248H13ZM17 247V249H15ZM28 247V248H27ZM35 247L38 249V251H39V253L41 254H39L38 253V251L36 252V251H33L34 249H35ZM51 247H53V248H51ZM55 247V248H54ZM68 247H70L69 249H70V251H71V253H72V255H69L70 254V252H69V249H68ZM91 247H93L94 249H91ZM100 247V248H101ZM114 248L116 247V244L113 246ZM118 247V246H117ZM120 247L121 246H119V249L118 248H116V249H118V250H120ZM147 247V246H146ZM145 247V248H146ZM30 248V249H29ZM47 248V249H46ZM65 249V251L63 250V249ZM72 248V249H71ZM99 248V247H98ZM107 248H110V247H107ZM106 248V249H107ZM113 248V249H114ZM122 249L124 248V247H121ZM144 248V247H143ZM149 248V247H148ZM151 248V247H150ZM256 248V247H255ZM254 248V249H255ZM27 249H29L28 251H27ZM37 249H35V250H37ZM67 249H68V252L69 253H67V255H66V252H67ZM81 249V250H80ZM112 248H110V252H114L115 250H113ZM121 249V250H122ZM152 249V248H151ZM259 249H262V248H258L257 247V250H254V252L255 253H253V251L252 252H250V253H242V254H239V256L237 255V257H235L236 255H234V257L232 256V255H230L232 252L231 251H229L228 253H230L229 255L230 256H228L227 257V254L225 255V257H223V255H222V257H223V259L222 258H220V260H216L215 262L216 263H212V264H264V250L262 249V251L261 250H259ZM14 250V251H13ZM31 250L34 252H32L31 253ZM49 253V256H48V254L46 255V251ZM60 250V251H59ZM82 250H84V251H82ZM102 250V249H101ZM113 250V251H112ZM120 250V252L118 253V252H114L115 253V256H114V259L117 257L116 255V253H118V254H121V251ZM146 250V249H145ZM144 250V251H145ZM9 251H11V252H9ZM103 251V250H102ZM15 252V253H14ZM18 252V253H17ZM36 252V253H35ZM45 252V254H43ZM58 252V253H57ZM74 252V253H73ZM104 252V251H103ZM106 252V251H105ZM124 252H125V249H124ZM8 253L10 254V255H8ZM26 253V254H25ZM29 253H31V254H29ZM61 253V255H57V254H60ZM65 253V254H64ZM79 253V254H78ZM253 253V254H252ZM6 254V255H5ZM14 255V257H12V259L10 258L12 255ZM21 254V255H20ZM24 254V255H23ZM62 254H64L65 255V257H60V256H63ZM111 254V253H110ZM109 254V255H110ZM113 254V253H112ZM248 254H250V255H248ZM5 255V256H4ZM18 255H20V257H18ZM36 255V256H35ZM40 255V256H39ZM43 255H45L44 256V258H43ZM71 256V257H69V256ZM114 255V254H113ZM123 255V256H122ZM122 255H119L120 256V259L121 258H123L124 257V253H122ZM240 255H242L241 256V258H240ZM246 255H248V256H246ZM254 255V256H253ZM25 256V257H24ZM33 256V257H32ZM75 256V257H74ZM99 256V255H98ZM118 256V257H119ZM122 256V257H121ZM6 257H8L7 259H5ZM22 257L24 258V259H22ZM27 257V258H26ZM35 257V258H34ZM43 258V259H41V258ZM103 257V259H107V258H105V257H107V256H105L104 257V255L102 256L101 255V257L100 258H102ZM112 256H110V258H111ZM3 258H4V260H3ZM16 258H18V259H16ZM40 258V259H39ZM46 258V259H45ZM55 260H54V259ZM26 259V260H25ZM28 259V260H27ZM30 259V260H29ZM45 259V260H44ZM72 259V260H71ZM85 259V258H84ZM87 259L89 260V258L87 257ZM87 259H85V260H83V261H81V262H84V261H86V262H88V260ZM97 259H99L98 257H97ZM102 259V261H104ZM113 259V258H112ZM111 259V260H112ZM219 259V258H218ZM222 259V260H221ZM1 260H2V262H1ZM10 260V261H9ZM12 260V261H11ZM21 260V261H20ZM38 260H41V261H38ZM44 260V261H43ZM68 260H71L72 262L70 263V262H67ZM111 260H109V261H111ZM116 260H119L118 258L116 259ZM8 261V262H7ZM17 261V262H16ZM29 261V262H28ZM32 261H33V263H32ZM64 261H65V263H64ZM90 261H91V259H90ZM89 261V263L91 264V262ZM94 261V260H93ZM97 261V260H96ZM96 261L95 262H92V264L94 263V264H100V263H96ZM4 262H6V263H4ZM41 262V263H40ZM97 262H99V261H97ZM101 262V261H100ZM72 263V264H73ZM102 264H103V262H101ZM107 263H109V262H107ZM113 263H115V262H113ZM88 264V263H87ZM104 264H106V263H104ZM109 264H111V263H109Z\"/></svg>", "mask_w": 264, "mask_h": 264}]
</instances>
